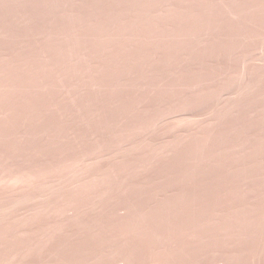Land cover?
Masks as SVG:
<instances>
[{"label": "rangeland", "instance_id": "1", "mask_svg": "<svg viewBox=\"0 0 264 264\" xmlns=\"http://www.w3.org/2000/svg\"><path fill=\"white\" fill-rule=\"evenodd\" d=\"M0 264H264V0H0Z\"/></svg>", "mask_w": 264, "mask_h": 264}]
</instances>
